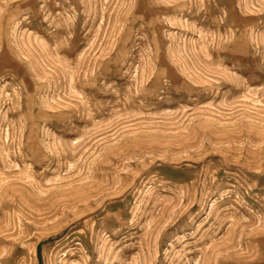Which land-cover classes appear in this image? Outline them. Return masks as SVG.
Masks as SVG:
<instances>
[{"label":"rangeland","instance_id":"rangeland-1","mask_svg":"<svg viewBox=\"0 0 264 264\" xmlns=\"http://www.w3.org/2000/svg\"><path fill=\"white\" fill-rule=\"evenodd\" d=\"M0 264H264V0H0Z\"/></svg>","mask_w":264,"mask_h":264},{"label":"bare ground","instance_id":"bare-ground-1","mask_svg":"<svg viewBox=\"0 0 264 264\" xmlns=\"http://www.w3.org/2000/svg\"><path fill=\"white\" fill-rule=\"evenodd\" d=\"M254 262V261H253Z\"/></svg>","mask_w":264,"mask_h":264}]
</instances>
